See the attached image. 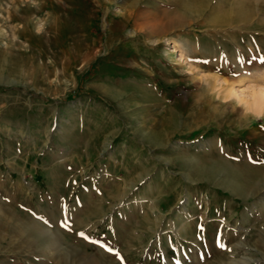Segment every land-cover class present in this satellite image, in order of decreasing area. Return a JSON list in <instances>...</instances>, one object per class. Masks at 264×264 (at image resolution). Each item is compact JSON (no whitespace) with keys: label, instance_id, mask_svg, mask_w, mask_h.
Wrapping results in <instances>:
<instances>
[{"label":"rangeland","instance_id":"1","mask_svg":"<svg viewBox=\"0 0 264 264\" xmlns=\"http://www.w3.org/2000/svg\"><path fill=\"white\" fill-rule=\"evenodd\" d=\"M260 89L264 0H0V264H264Z\"/></svg>","mask_w":264,"mask_h":264},{"label":"bare ground","instance_id":"2","mask_svg":"<svg viewBox=\"0 0 264 264\" xmlns=\"http://www.w3.org/2000/svg\"><path fill=\"white\" fill-rule=\"evenodd\" d=\"M155 23H156V21H155ZM234 92H235L234 90L229 91V95H234L235 94ZM251 98H252V101L249 102V106H251V108L254 109L255 113H257L259 115H264V89H260V91L258 93L254 92ZM230 192H232V191H230ZM237 192H239V191H237ZM224 224L225 223H222L220 225L221 228L223 227ZM191 225H192V223H191Z\"/></svg>","mask_w":264,"mask_h":264}]
</instances>
